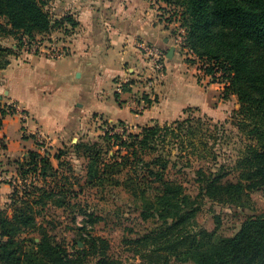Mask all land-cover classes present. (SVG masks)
Wrapping results in <instances>:
<instances>
[{
	"label": "trees",
	"instance_id": "trees-1",
	"mask_svg": "<svg viewBox=\"0 0 264 264\" xmlns=\"http://www.w3.org/2000/svg\"><path fill=\"white\" fill-rule=\"evenodd\" d=\"M159 1L175 7L184 30L182 46L193 55L192 62L212 84L223 85L222 98L235 96L239 108L224 123L212 124L198 107H187L175 121L144 126L139 133L128 132L118 122L99 141L79 140L71 153L87 160L83 184L74 172L75 183L60 173L48 153L31 151L18 162L21 183H11L12 216L0 210V264H84L85 246L74 257L51 233L57 225L43 214L49 204L75 214L80 241H91L94 252L100 253L96 264L115 263L104 249L107 241L93 237L95 225L104 218L82 203H72L70 196L78 195L75 184L81 192L84 185L104 194L120 188L132 201L143 202L129 207L141 220L168 223L134 238L135 227L124 228L123 241L135 246L142 264H264V214L245 217L239 229L226 236L219 234L220 215L211 219L213 230L198 220L205 199L234 206L251 194L264 193V0ZM0 16L11 28L0 23V31L30 43L55 29L68 34L66 24L77 26L70 16L54 19L44 0H0ZM9 50L0 45V70L10 63L2 61ZM122 87L129 90L128 84ZM6 114L1 109L0 127ZM233 138L239 146L236 155L225 159L224 145ZM67 152L55 154L62 169ZM30 175L39 178L28 186L24 183ZM78 215L85 217L76 225Z\"/></svg>",
	"mask_w": 264,
	"mask_h": 264
},
{
	"label": "crops",
	"instance_id": "crops-1",
	"mask_svg": "<svg viewBox=\"0 0 264 264\" xmlns=\"http://www.w3.org/2000/svg\"><path fill=\"white\" fill-rule=\"evenodd\" d=\"M44 1L54 19L70 16L77 26L65 25L64 29H68L69 33L59 49V58L45 56L44 59L31 52L26 55L23 64L14 68L15 63L10 61L6 68L0 70V111H7L0 127V172L13 176L16 181L19 179L18 162L25 161L31 151L41 155L48 153L52 165L62 173L55 154L63 147L54 152L43 149L36 141L42 139L40 134L44 139H67L71 132L87 125L90 117L97 114L105 120V124L122 122L124 125H141L144 115L134 113L132 108L134 105H138L137 108L144 106L142 101L130 100L132 95L129 91L136 90V85L128 81L140 80L141 75L156 77L162 73L153 58L143 50L144 45L158 48L169 60L166 63L171 68L187 52L182 46L183 29L179 28L181 34L176 35L172 25L165 23L161 11L168 6L165 3L160 2L155 8L149 0ZM56 61L62 62L59 64ZM163 63L161 60L164 68ZM47 65L51 69L60 67L61 71H52L53 76L48 75ZM36 76L38 79L35 81ZM57 80L59 84L53 82ZM105 82L110 83L115 92V97H112L115 103L109 110L106 105L109 95L102 88ZM124 84H128L129 91H121ZM53 86L68 90L67 110L62 120L60 115L53 116L41 103L42 93ZM35 88L39 89L38 93H34ZM148 89L147 85V95L150 92ZM188 100L192 102L190 107L205 104L203 96L186 100L180 97L175 101L176 106L167 112L174 115L171 120L182 115L183 108L190 103ZM95 103H99V107ZM11 109L13 112H10ZM89 137V134L86 135V138ZM65 160L63 156L61 161ZM13 190L11 183L0 181V210H7L9 216L13 214L10 207Z\"/></svg>",
	"mask_w": 264,
	"mask_h": 264
},
{
	"label": "rangeland",
	"instance_id": "rangeland-1",
	"mask_svg": "<svg viewBox=\"0 0 264 264\" xmlns=\"http://www.w3.org/2000/svg\"><path fill=\"white\" fill-rule=\"evenodd\" d=\"M159 5L160 1H158V4L154 7L158 8ZM161 11L163 13L164 20H166L165 23L168 24L167 26L172 25L174 33L178 35L180 33L179 22L177 21L179 19V15L176 13L175 7L165 6L164 8H161ZM0 23L8 30L11 29L7 24L6 18L0 16ZM53 31L57 32L52 33ZM53 31L47 36L38 37L36 42H34L36 46H31L33 42H28L26 38H22L20 40V36L18 34H10L9 32L4 33L0 31V45L4 48L10 49L9 52L2 57V61H13L15 63L14 68H16L18 65L26 62V55L31 54V52H36V56L44 59L46 58L45 56L59 58L61 55V51L59 49L62 42L66 39V33H64L62 29H55ZM190 55V53L185 52V57L180 58L179 61L175 63L173 68L168 66L166 63V61L169 60L166 57H163L162 60L164 62V68L163 66L160 68L162 69V71H160L162 73H160L159 76L149 77L141 75L140 77L142 78L140 80H133L132 82L131 80L128 81V83H134L136 85L135 89L137 90L136 91L133 90V88H130L135 91L134 93L133 91L128 90L132 95L130 96V100L132 99L136 102L142 101V105L144 106L143 108L142 106L137 108L138 105H134V108H132L134 113L144 115V117L141 120V125L125 124V126L127 125L125 128L128 132L139 133L141 131V126L144 124L148 125L152 123L153 125L155 123H160L164 125L175 121L176 119H170L174 115L167 112L176 106L175 101L179 100L180 97L186 100L190 97L198 98L203 96L205 104L201 107L198 106V108L201 110V113L206 114L208 118H210L209 120L212 124L226 122L230 119L232 113L239 108V104L235 96H231L229 99L222 98L223 85L218 83L212 84L210 82L211 78L206 76L199 69L198 64L192 63L193 56L191 55L190 57ZM61 62L62 61H56V63L59 64ZM51 68L52 67L50 65L45 66L48 75H52V71H61L60 67H57V69ZM37 79V76L34 77L35 81ZM53 82L59 84V80H57V82ZM34 83L38 84V82ZM149 83H151L150 86ZM147 85L149 87L148 90L150 91L148 95L146 94ZM102 88L105 93L109 95L106 98V105H108L107 110H109L111 106H114L115 102L113 98L115 97V92L113 87L108 82L103 83ZM45 91L46 92L42 93L41 103L48 111L52 112L53 116L56 114L60 115L59 119L62 120V118L66 115V102L69 99L68 90L66 87L58 89V87L53 86L46 88ZM121 91H123V87L121 88ZM38 92L39 89L35 88L34 93ZM149 97H152V99H149ZM188 102L190 103H188L186 107L192 106L191 100H188ZM97 105L99 107L100 104L95 103V106ZM186 107H184L183 110ZM146 110L148 112L144 113ZM90 119L91 120H89L87 125L82 126L78 131L71 132L67 139H36L37 143L41 145L43 149H49L54 152L58 148L63 147L64 151L68 150L65 156L67 165L62 169V174L64 173L68 175V177L70 176L73 183H75V180L71 177L72 172L78 175L77 177L83 184L87 160L84 157L71 153L72 145L78 143L79 140L92 142L99 141L100 138L104 136L105 132L111 128L110 125H118L117 122H109L108 124H105L103 122L105 120L100 118L99 114H97V116L92 115ZM226 127L231 128V125L228 123L226 124ZM117 130H121V127H118ZM88 134L90 137L86 138V135ZM233 139L234 140L229 145H224V150L226 151L225 159H231V156L234 157L236 155L234 149L238 145L236 146V144L233 143L236 142L237 139ZM110 154H112V152H110ZM69 167L72 169L71 171L69 170ZM38 178V176L30 175L24 184L29 186L31 181L37 182ZM39 184H42L41 181L37 183V185ZM79 185L80 184L74 185L75 192L77 191L78 195L76 197L70 196L71 201L72 203L79 202L88 206L90 211L104 218V220L99 221L95 225L93 237H100L107 241L104 245V249H107L111 259L115 261L114 264H142L139 256L135 253V246L124 243L123 238L126 235L124 228L135 227L137 233L131 236L134 238L137 237V234H141L148 229H153L163 223L164 225H167L168 223L161 222L156 218L149 221L141 220L138 213H133L129 207H135L136 205L143 204V202L139 200L138 202L132 201V199L129 198V195L120 188H111V190L104 194L100 190H97L95 187H91L89 185H84V190L81 192V186ZM189 188L192 190L191 185ZM117 200L119 201V204L116 203ZM202 204L203 209L198 218L199 224L206 227L208 230H213L215 226L211 219L214 215H220L222 218V226L219 230V234L224 236L229 234L233 235L239 229L240 222L245 217L264 214V193L257 192L251 194L250 199L245 198L243 202L234 206L210 201L208 199H205ZM43 214L45 219L53 220L55 225H57L56 229L51 233L56 236L58 242L65 246L67 250L71 251L74 257L78 254V249L85 246L88 251V255L84 264H96L100 253L96 251L94 252L91 241L87 242V244L80 241V233L77 228H75V222L72 220V217L75 214H66L62 209L55 208L51 204H49ZM42 218V216H39V221H42ZM76 225L79 224L77 223ZM218 237L216 240H218Z\"/></svg>",
	"mask_w": 264,
	"mask_h": 264
},
{
	"label": "built area",
	"instance_id": "built-area-1",
	"mask_svg": "<svg viewBox=\"0 0 264 264\" xmlns=\"http://www.w3.org/2000/svg\"><path fill=\"white\" fill-rule=\"evenodd\" d=\"M149 1H150L151 5L155 6L158 4L159 0H149ZM34 42H36V41H34ZM34 42L31 46H33V45L36 46V44H34ZM142 48L149 56H151L153 58L156 65H158V67L161 68L162 67L161 60H162L163 54L160 52V50L158 48L152 47L150 45H144ZM150 84L151 83H149V86H150ZM40 138L44 139V136L42 134H40ZM0 181H7V182L12 183V184L21 183V181H16L13 176L5 175L2 172H0ZM84 217L85 216H83V215H78L77 216V223L81 224Z\"/></svg>",
	"mask_w": 264,
	"mask_h": 264
}]
</instances>
